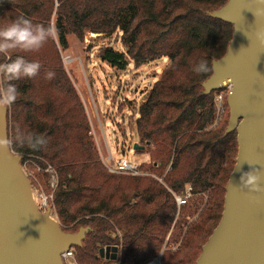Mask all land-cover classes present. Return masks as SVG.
<instances>
[{
  "label": "trees",
  "instance_id": "trees-1",
  "mask_svg": "<svg viewBox=\"0 0 264 264\" xmlns=\"http://www.w3.org/2000/svg\"><path fill=\"white\" fill-rule=\"evenodd\" d=\"M227 2L0 0L3 26L23 16L47 27L55 17L63 49L71 34L83 40L89 33H122L125 54L109 47L99 52L101 62L118 71H126L131 62L139 68L169 61L140 106L135 126L139 145L144 147L135 152L150 155L147 171L163 178L162 182L115 175L104 168L88 137L82 103L57 52L58 62H52L50 69L43 70L41 64L36 77L13 81L19 94L7 107L9 140L14 141L20 128L42 135L47 144L39 151L15 143L10 149L22 157L21 165L39 157L57 169L59 185L53 205L62 230L89 229L82 246L76 247L78 264H101L99 250L108 246L122 248L125 264L151 261L160 254L175 220L174 195L184 196L188 186L195 195L209 193V199L187 240L198 237L207 243L220 223L226 186L236 164L237 135L226 134V124L215 127L214 95H206L203 84L233 37L232 25L210 16ZM201 60L208 63L207 73L193 70ZM7 62L0 54V63ZM48 72L54 76L48 78ZM113 232H122V237L113 239Z\"/></svg>",
  "mask_w": 264,
  "mask_h": 264
},
{
  "label": "water",
  "instance_id": "water-1",
  "mask_svg": "<svg viewBox=\"0 0 264 264\" xmlns=\"http://www.w3.org/2000/svg\"><path fill=\"white\" fill-rule=\"evenodd\" d=\"M210 16L232 25L234 32L225 56L212 64L204 93L231 86L225 132L237 134L238 153L220 223L195 264H264V191L241 185L243 173L255 169L264 189V44L256 37L264 32V3L228 0ZM0 139L9 140L8 108L0 110ZM143 149L134 145V151ZM21 163V156L0 148V264H64L62 255L81 247L89 229L66 233L49 213H41ZM118 252L108 246L99 257L116 262Z\"/></svg>",
  "mask_w": 264,
  "mask_h": 264
},
{
  "label": "rangeland",
  "instance_id": "rangeland-1",
  "mask_svg": "<svg viewBox=\"0 0 264 264\" xmlns=\"http://www.w3.org/2000/svg\"><path fill=\"white\" fill-rule=\"evenodd\" d=\"M51 25L55 27V17ZM66 41L67 48L63 49L56 35L54 40L49 39L38 51L25 52L17 49L9 52L6 58L10 62L9 58L23 56L29 61L40 62L43 70H47L50 69L52 62L55 65L58 62L55 59L57 52L63 71L82 103L85 119L89 125L88 137L92 140L104 168L109 172L108 167L112 168L117 161L125 159L129 163L140 166V175L120 176L154 178L162 182L163 178L155 177L147 171L149 169L146 167L151 164L150 155L137 154L134 151V145L139 144L135 126L140 106L147 100L152 87L169 65V61L163 59L139 68L131 62L128 69L123 72L111 68L99 59L102 48L109 47L123 54L127 52V48L122 43V33L116 32L113 35L89 33L83 40L71 34L66 37ZM213 95L216 112L215 127H221L224 124L227 126L230 117L227 103L228 92L220 90L213 92ZM221 96L223 100L219 103ZM22 167L30 178L34 203L39 211L42 210L43 214L49 213L51 218L63 226L52 203L57 190L53 184L57 187L59 185L57 169L39 157L29 158ZM188 194L191 196L186 199L183 206H178L176 202L178 210L175 220L165 238L160 254L153 258L161 257L164 264H195L206 243L204 239L201 240L198 237L187 240V233L199 221V216L209 199V193L195 195L192 188L188 186L184 196L174 195L175 201L179 197L185 199ZM46 201L49 205L43 208ZM134 204L135 202H132V205ZM122 234V232H113L111 236L116 239L122 237ZM122 255L123 251L120 247L118 260L113 264H125ZM74 256L76 263L70 261L69 264H78L76 247ZM98 259L101 264L108 262L101 259L99 255Z\"/></svg>",
  "mask_w": 264,
  "mask_h": 264
},
{
  "label": "clouds",
  "instance_id": "clouds-1",
  "mask_svg": "<svg viewBox=\"0 0 264 264\" xmlns=\"http://www.w3.org/2000/svg\"><path fill=\"white\" fill-rule=\"evenodd\" d=\"M264 3V0H261ZM57 35L54 26L45 27L42 24H33L31 20L21 16L11 23L0 27V54L8 56V53L14 50L25 52L38 51L49 39H55ZM257 39L264 44V32H257ZM10 62L0 63V110H5L12 105L18 96V89L13 81L22 78H34L41 69V64L37 61H29L23 56H16ZM193 70L200 73L209 71L208 63L201 60L194 65ZM48 78L54 76V73L48 72ZM19 147H28L33 150H41L47 144V140L40 134L33 132H24L17 128L14 141L0 139V148L10 150L11 145ZM262 174L259 170H251L243 173L241 176L242 188L249 189L252 192L264 191L260 187Z\"/></svg>",
  "mask_w": 264,
  "mask_h": 264
},
{
  "label": "built area",
  "instance_id": "built-area-1",
  "mask_svg": "<svg viewBox=\"0 0 264 264\" xmlns=\"http://www.w3.org/2000/svg\"><path fill=\"white\" fill-rule=\"evenodd\" d=\"M222 91H227L228 94L229 92L231 91V86H226ZM223 100V96H221L218 100L219 103H221ZM23 168V167H22ZM139 168L140 166L139 165H136V164H133V163H129L127 160L125 159H122V160H119L117 161L112 168H109V172H111V174H115V175H124V176H133V177H137L140 175V172H139ZM25 172V171H24ZM26 173V172H25ZM28 178L29 176L26 175ZM57 176L54 177V180H56ZM30 180V178H29ZM31 182V181H30ZM53 187L56 189L57 188V185L56 184H53ZM191 195L188 194L185 199L179 197V198H176V202L178 204V206H183L185 203H186V199H188ZM53 203V202H52ZM49 203L46 201L45 202V205L43 206L44 207H48ZM42 211V210H41ZM40 211V212H41ZM42 213V212H41ZM74 253H75V247L74 248H71L68 252L64 253L62 255V259H63V262L64 264H69L70 261H75V256H74ZM71 259V260H70ZM146 264H164L161 257L159 258H156V259H153L151 261H149L148 263Z\"/></svg>",
  "mask_w": 264,
  "mask_h": 264
},
{
  "label": "bare ground",
  "instance_id": "bare-ground-1",
  "mask_svg": "<svg viewBox=\"0 0 264 264\" xmlns=\"http://www.w3.org/2000/svg\"><path fill=\"white\" fill-rule=\"evenodd\" d=\"M93 36H95V37H96V35H93Z\"/></svg>",
  "mask_w": 264,
  "mask_h": 264
}]
</instances>
